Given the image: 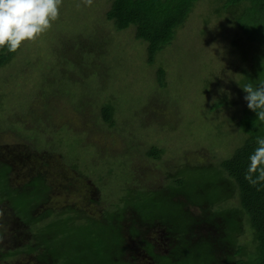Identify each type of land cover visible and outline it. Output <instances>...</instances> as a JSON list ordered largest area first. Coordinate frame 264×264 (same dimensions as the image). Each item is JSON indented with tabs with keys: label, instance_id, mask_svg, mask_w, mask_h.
Instances as JSON below:
<instances>
[{
	"label": "rangeland",
	"instance_id": "374dc122",
	"mask_svg": "<svg viewBox=\"0 0 264 264\" xmlns=\"http://www.w3.org/2000/svg\"><path fill=\"white\" fill-rule=\"evenodd\" d=\"M214 2L196 6L175 42L151 66L136 28L118 31L107 20L111 0H61L51 27L22 43L0 68V167L8 168V182L18 189L39 179L37 186L41 194L49 192V200L34 217L48 210L72 217L75 223L65 218L60 230L73 237L75 247L92 245L98 232L109 236L100 223L112 221L124 233L119 248L125 264H156L145 243L158 255L175 243L161 224L143 223L135 213L136 202L150 199L141 194L160 192L157 216L180 227L189 220L185 216L198 224L201 210L209 211L210 206L183 211L173 204L172 194L178 192L170 176L198 178L202 169L217 171L234 156L243 145L235 121L247 107L242 88L251 84L248 76L254 77L247 59L252 51L243 54L241 32L230 15L215 13ZM224 100L230 104L220 108ZM106 106L115 110L114 126L103 120ZM152 148L163 151L160 160L147 155ZM205 178L198 182L208 184ZM226 178L212 188H218V198L233 195L220 210L238 206ZM181 198L188 205L189 197ZM29 205L19 208L26 212ZM15 216L7 200L0 201V264H6L9 251L33 240ZM38 228L45 233V226ZM251 228L245 222L240 238L245 245H250ZM192 229L198 240L208 235L202 225ZM35 256L7 262L38 264Z\"/></svg>",
	"mask_w": 264,
	"mask_h": 264
},
{
	"label": "trees",
	"instance_id": "16d2710c",
	"mask_svg": "<svg viewBox=\"0 0 264 264\" xmlns=\"http://www.w3.org/2000/svg\"><path fill=\"white\" fill-rule=\"evenodd\" d=\"M201 1L203 0H111L107 20L113 23L118 31L131 27L136 28V38L147 44L148 62L152 66L159 54L172 46ZM214 4L217 5L215 13L219 17L230 15L229 20L241 32L242 39L240 40L243 41L242 44L245 47L243 51L241 50L243 54L245 55L246 50L252 51V54L247 56L248 62L250 61L253 67L251 74L254 77L248 76L250 83L256 85L264 81V0H215ZM17 51L7 53L0 50V68L6 66ZM158 75L159 84L164 86V71L160 69ZM254 78L256 82L252 83ZM227 102L224 100L217 105L220 108L225 107L230 104ZM240 112V116L235 114L237 116L235 121L242 136L243 145L231 159L220 163L217 171L208 168L202 169L204 172L201 173L199 171L201 169H197L200 172L198 178H193L194 174L190 176L188 173L183 174L179 179L170 176L173 181L172 190L178 192V194L174 192L172 194L173 204L183 211L185 206L189 208L210 206L209 211L204 208L203 211L201 210L204 214L200 215L198 224L196 218L185 216L189 220L187 224L180 227L172 220L157 216L155 209L162 205V200L158 198L160 192L142 193L141 195L147 194L151 200L143 198L142 201L136 202L135 213L139 212L143 223L161 224L174 239L175 244L168 249L165 255L154 253V247L148 242L145 243L156 264H264V181L253 185L246 179L249 157L257 147L256 138L264 136V124L256 121L255 113L247 107L241 109ZM114 115L113 107L106 106L102 109L103 120L111 126L115 125ZM162 154L163 151L156 148H152L147 153L149 157L156 160H160ZM185 168L189 169V167ZM7 170L6 166L0 167V201L7 200L18 221L29 228L33 240L20 249L9 251L4 256L6 264H11L7 262L11 261L10 258L28 259L29 256L34 255H36L35 259L38 258L40 261L38 264H125L120 259L121 249L119 248L122 246L124 233L115 223L110 221L109 225H104L105 222H101V229H107L109 236L106 237L102 232H98L92 241L87 239L92 245L79 243L75 247L72 243L73 237H64L65 233L60 230V223L65 218H68L70 223H75L72 217L62 214L54 215L52 210L46 211L38 218L34 217L38 208L49 200V192L41 194L37 186L39 179L27 181V184L25 183L21 189H18L8 182ZM139 170L136 168L137 172ZM203 175L208 184L198 182L202 180ZM224 175L227 176V182L234 186L238 206L231 205V207L220 210L226 204L225 201L229 205L228 202L233 197L229 195L226 198L222 196L218 198L216 194L218 188L212 189L214 184L219 182L218 178L222 179ZM253 178H255L254 174ZM45 182L46 179H43L41 183ZM167 191L169 192L168 189ZM181 196L189 197L188 205L183 204ZM20 204L30 205L25 210L26 212H23L19 208ZM249 221L253 229L249 232L252 239L250 245H245L240 238L244 234L245 222L249 225ZM198 225H202L204 230L207 229L209 236H201L199 240L194 237L195 229L192 228ZM208 225L215 229L214 234L210 233ZM39 226H45L44 234L42 229L38 228ZM106 240L108 243L105 246ZM84 253H88L91 258L86 259L83 256ZM27 261L30 263L29 260Z\"/></svg>",
	"mask_w": 264,
	"mask_h": 264
},
{
	"label": "clouds",
	"instance_id": "9594fccd",
	"mask_svg": "<svg viewBox=\"0 0 264 264\" xmlns=\"http://www.w3.org/2000/svg\"><path fill=\"white\" fill-rule=\"evenodd\" d=\"M60 4L61 0H0V50L13 53L22 43L36 40L57 20ZM242 90L247 108L264 124V81ZM256 145L246 176L253 185L264 181V136L256 138Z\"/></svg>",
	"mask_w": 264,
	"mask_h": 264
}]
</instances>
